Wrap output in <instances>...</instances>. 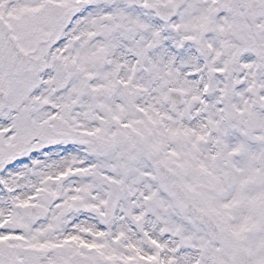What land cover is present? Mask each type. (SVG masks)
Instances as JSON below:
<instances>
[{
    "label": "snow or ice",
    "instance_id": "obj_1",
    "mask_svg": "<svg viewBox=\"0 0 264 264\" xmlns=\"http://www.w3.org/2000/svg\"><path fill=\"white\" fill-rule=\"evenodd\" d=\"M0 264H264V0H0Z\"/></svg>",
    "mask_w": 264,
    "mask_h": 264
}]
</instances>
